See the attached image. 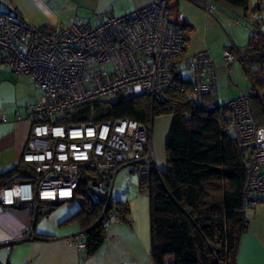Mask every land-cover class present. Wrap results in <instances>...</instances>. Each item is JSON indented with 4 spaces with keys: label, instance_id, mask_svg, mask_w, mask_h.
Returning a JSON list of instances; mask_svg holds the SVG:
<instances>
[{
    "label": "built area",
    "instance_id": "1",
    "mask_svg": "<svg viewBox=\"0 0 264 264\" xmlns=\"http://www.w3.org/2000/svg\"><path fill=\"white\" fill-rule=\"evenodd\" d=\"M171 1L151 0L122 16L98 14L94 26L74 19L66 26L44 27L28 23L13 9L0 11V68L28 75L41 91L37 101L25 104L31 127L19 163L22 179L0 187V206H27L35 215L41 202L80 199L79 190H84L93 201L104 202L100 218L121 220L116 211H105L116 201L118 171L132 167L144 177L157 169L151 122L73 119L85 105L108 96L164 97L184 39L183 30L169 20ZM204 10L212 13L215 6ZM223 60L228 67L236 57L224 49ZM176 69L187 71L193 102L219 108L246 152L243 190L253 206L254 196H264V125L254 120L244 94L218 104L214 65L206 50L186 55ZM84 235L81 230L66 242L83 249ZM31 237L30 230L26 238Z\"/></svg>",
    "mask_w": 264,
    "mask_h": 264
},
{
    "label": "trees",
    "instance_id": "2",
    "mask_svg": "<svg viewBox=\"0 0 264 264\" xmlns=\"http://www.w3.org/2000/svg\"><path fill=\"white\" fill-rule=\"evenodd\" d=\"M224 1L241 7L246 18L249 0ZM177 4L178 0L168 4L169 20L183 30L184 39L182 52L172 62V81L164 97L136 95L126 99L117 94L112 99L85 105L73 121L92 116L95 121L133 118L146 123L171 115L165 170L138 176L139 189L149 193L152 260L154 264H237L239 240L247 227L245 211L250 207L243 190L248 156L229 132L220 109L195 104L192 81L176 69L187 55L190 31V25L178 19ZM248 27L246 44L227 45L226 49L235 55L249 78L250 91L244 95L249 99L254 120L264 125V34L257 21ZM21 171L22 165L18 164L0 172V187L21 180ZM79 194L80 207L66 222L77 220L82 226L88 256L105 237L107 222L100 218L105 204L93 201L84 190H79ZM254 200L264 203V196H254ZM58 205L47 203L42 212L39 204L34 219L47 215ZM113 210L121 215V220H128L126 203L116 200L105 211L108 214Z\"/></svg>",
    "mask_w": 264,
    "mask_h": 264
},
{
    "label": "crops",
    "instance_id": "3",
    "mask_svg": "<svg viewBox=\"0 0 264 264\" xmlns=\"http://www.w3.org/2000/svg\"><path fill=\"white\" fill-rule=\"evenodd\" d=\"M149 2L151 0H0V11L13 9L28 23L44 27L66 26L74 19L88 21L94 26L98 14L122 16ZM214 3V0H178L177 12L178 19L190 25L186 54L206 50L213 62L216 100L221 105L243 92L230 79L233 62L228 67L224 64L222 51L226 46L220 52L208 41L215 28L214 22L225 21L231 30L238 25V20L233 16L226 17ZM209 4L215 6L212 13L204 10ZM241 13L239 10L238 14ZM229 38L232 40L231 35ZM237 43L232 40V44ZM245 77L250 91V80L246 74ZM233 85L236 92L230 91ZM221 90L229 94L225 102L219 99ZM40 93L28 75L0 68V172L20 163L31 127L25 104L37 101ZM171 121L169 114L151 121L155 164L159 171L166 167L165 142ZM133 172L136 171L132 167H123L114 182V197L128 205V220L107 223L104 240L88 256L84 248L77 249L66 242V238L83 230L77 220L66 222L80 207L78 197L60 203L37 220L27 206H0V264H154L149 193L139 189V177L137 184H128L126 179L132 180ZM47 203L50 204L40 203L42 212ZM245 212L247 227L239 240L237 264H264V203L257 202ZM30 230L35 237L26 238Z\"/></svg>",
    "mask_w": 264,
    "mask_h": 264
},
{
    "label": "rangeland",
    "instance_id": "4",
    "mask_svg": "<svg viewBox=\"0 0 264 264\" xmlns=\"http://www.w3.org/2000/svg\"><path fill=\"white\" fill-rule=\"evenodd\" d=\"M214 2L216 7L221 9V11L226 14V17L233 16L232 18L237 19L238 25L234 26L233 29L229 30V28L227 27V22L225 21L214 22L215 28L211 30L212 32L211 36L208 38V41L213 48L219 49L221 52L224 46L232 44V40L234 43H237L236 41H238L239 43V44L237 43L238 45H245L249 37L248 24L254 21L259 22L260 29L264 34V0H249L248 10L246 12V18L243 17V10L241 7L230 5L223 0L221 1L214 0ZM239 10H242V13L240 15L238 14ZM239 31L242 32L238 33ZM228 34L231 35L232 40H230ZM232 66L234 67V69L231 70L232 72L230 74V79L232 80L234 85L235 84L238 85L239 88L237 89H239L244 94H247V92L249 91L248 81L238 61L237 60L233 61ZM179 72L184 77H188V73L186 70H180ZM234 85L230 89V91L236 90V87ZM220 92H221L220 94L221 96L219 99L220 101L225 102L228 99L229 94L224 90H221ZM112 98L113 96H108L105 99H112ZM131 176H132V180L126 179L128 184L129 185L137 184V179L139 175L136 172H133Z\"/></svg>",
    "mask_w": 264,
    "mask_h": 264
}]
</instances>
